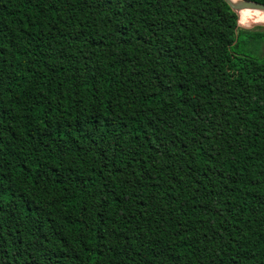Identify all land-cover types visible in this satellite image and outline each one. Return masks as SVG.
I'll use <instances>...</instances> for the list:
<instances>
[{
    "label": "trees",
    "instance_id": "16d2710c",
    "mask_svg": "<svg viewBox=\"0 0 264 264\" xmlns=\"http://www.w3.org/2000/svg\"><path fill=\"white\" fill-rule=\"evenodd\" d=\"M0 264H264V26L0 0Z\"/></svg>",
    "mask_w": 264,
    "mask_h": 264
},
{
    "label": "bare ground",
    "instance_id": "6f19581e",
    "mask_svg": "<svg viewBox=\"0 0 264 264\" xmlns=\"http://www.w3.org/2000/svg\"><path fill=\"white\" fill-rule=\"evenodd\" d=\"M233 3L239 0H231ZM238 23L244 25L264 24V11L243 10L238 13Z\"/></svg>",
    "mask_w": 264,
    "mask_h": 264
},
{
    "label": "water",
    "instance_id": "95a60500",
    "mask_svg": "<svg viewBox=\"0 0 264 264\" xmlns=\"http://www.w3.org/2000/svg\"><path fill=\"white\" fill-rule=\"evenodd\" d=\"M228 6L230 7V9L237 15L238 17V13H240L243 10H259V11H264V5L263 4H259L257 2H253V1H249V0H239L236 3H233L231 0H224ZM264 26V24H255L252 25L250 27H242V28H252L254 26Z\"/></svg>",
    "mask_w": 264,
    "mask_h": 264
},
{
    "label": "rangeland",
    "instance_id": "374dc122",
    "mask_svg": "<svg viewBox=\"0 0 264 264\" xmlns=\"http://www.w3.org/2000/svg\"><path fill=\"white\" fill-rule=\"evenodd\" d=\"M241 25L242 27H250V25H244V24H239Z\"/></svg>",
    "mask_w": 264,
    "mask_h": 264
}]
</instances>
